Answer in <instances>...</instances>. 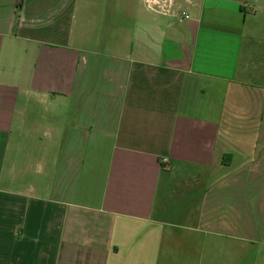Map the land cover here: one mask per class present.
<instances>
[{
	"label": "crops",
	"instance_id": "0c3cea01",
	"mask_svg": "<svg viewBox=\"0 0 264 264\" xmlns=\"http://www.w3.org/2000/svg\"><path fill=\"white\" fill-rule=\"evenodd\" d=\"M20 1L0 0V264H264V0H112L131 23L105 41L101 0ZM172 188L196 207H163Z\"/></svg>",
	"mask_w": 264,
	"mask_h": 264
},
{
	"label": "rangeland",
	"instance_id": "374dc122",
	"mask_svg": "<svg viewBox=\"0 0 264 264\" xmlns=\"http://www.w3.org/2000/svg\"><path fill=\"white\" fill-rule=\"evenodd\" d=\"M102 3L96 8V12L98 15V21L96 25V33L95 35L99 39H103L105 41L106 31L109 29H113V34H115V30H120L121 24L125 25V30L127 29L126 25L130 24L128 12L130 6L124 4L123 2H116L112 0H101ZM112 15H115L112 19ZM111 27V28H108ZM259 30L264 35V14L261 16L258 24ZM108 34V32H107ZM114 38L111 37V39ZM117 38V37H116ZM116 38L110 42L111 44H115ZM262 43V42H261ZM102 42L98 40L94 43L95 47L102 46ZM183 188V187H182ZM180 188H172L169 192L165 191V197L163 201V207H196V201L193 200L194 194H189V189L186 190ZM167 194V195H166Z\"/></svg>",
	"mask_w": 264,
	"mask_h": 264
},
{
	"label": "built area",
	"instance_id": "2783aa9c",
	"mask_svg": "<svg viewBox=\"0 0 264 264\" xmlns=\"http://www.w3.org/2000/svg\"><path fill=\"white\" fill-rule=\"evenodd\" d=\"M163 169H165V170H170V165H169V162H168V160L167 159H165L164 161H163Z\"/></svg>",
	"mask_w": 264,
	"mask_h": 264
},
{
	"label": "trees",
	"instance_id": "16d2710c",
	"mask_svg": "<svg viewBox=\"0 0 264 264\" xmlns=\"http://www.w3.org/2000/svg\"><path fill=\"white\" fill-rule=\"evenodd\" d=\"M22 4H23V0H21L20 3H19V9L22 6Z\"/></svg>",
	"mask_w": 264,
	"mask_h": 264
}]
</instances>
